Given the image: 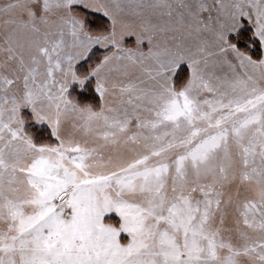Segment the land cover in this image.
I'll use <instances>...</instances> for the list:
<instances>
[{
	"label": "snow or ice",
	"instance_id": "snow-or-ice-1",
	"mask_svg": "<svg viewBox=\"0 0 264 264\" xmlns=\"http://www.w3.org/2000/svg\"><path fill=\"white\" fill-rule=\"evenodd\" d=\"M0 264H264V0H0Z\"/></svg>",
	"mask_w": 264,
	"mask_h": 264
}]
</instances>
